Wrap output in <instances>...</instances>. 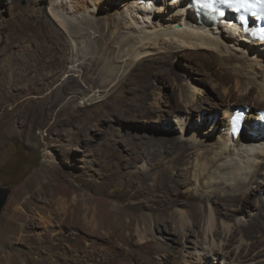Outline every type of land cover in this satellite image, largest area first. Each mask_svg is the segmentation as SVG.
Listing matches in <instances>:
<instances>
[{
    "label": "bare ground",
    "instance_id": "bare-ground-1",
    "mask_svg": "<svg viewBox=\"0 0 264 264\" xmlns=\"http://www.w3.org/2000/svg\"><path fill=\"white\" fill-rule=\"evenodd\" d=\"M15 1L0 0V6L8 10ZM27 1H35V8L29 15H26V7L18 9L21 16L38 19L40 25L34 27L29 19H23L18 28L14 27L12 35L17 38L30 33L31 37L38 39H55L57 51L67 47L71 54L68 58L71 67L83 65L91 72L87 77L89 83L85 81L80 84L81 89H71L66 96L67 101L105 96L114 85H125L124 76H130L131 71L140 68H149V76L159 75L161 63L170 56L180 59L186 55L189 57V54L211 57L223 71L224 78H231L234 82L232 88L225 85V79L211 83V87L218 86L220 91L219 98L212 94L216 103H210L211 107H203L206 97H196L197 87L190 84L188 90H180L175 96L180 106L170 110L168 116L154 113L150 120L156 123L146 125L145 131H115L116 126L122 124L115 119L116 122L106 125V128L95 124V131L81 133L79 138L85 143L103 141V148L88 146L80 149L88 157L82 167L99 166L102 179L84 186L77 181L70 183L57 178L51 195L58 206L55 213H37L42 225H34L37 226L34 227L36 239L39 242L53 241L59 246L70 241L71 258L76 264L88 261H96V264H180L182 261L184 264H264L258 251L254 252L256 245L264 239V214L257 219L255 213L249 212L256 207L247 210L249 218H244L243 214L246 211L244 207L251 206L249 198L252 194L257 195L256 205L264 206V123L259 114L264 110V43L246 40L238 27L227 20L213 25L198 21L194 12L186 9L188 0H156L151 3L142 0ZM104 7L109 12L101 16L100 10ZM18 29L22 34L16 32ZM92 39L100 41V46L88 47L89 52L84 44L88 45ZM28 53L27 56L25 51L11 55L9 62H12L10 69L13 72L27 67L33 56V53ZM60 60L59 67H62L63 60ZM168 75L177 82L179 76L176 73L170 70ZM54 79L55 76L51 78ZM128 82L130 84V80ZM129 89L125 87V90ZM121 99L124 100L125 96ZM171 104V97H168L164 106ZM148 105V113L159 108L164 113L166 111L165 107L154 102ZM216 109H221V113ZM133 110L141 111L138 107ZM196 112L197 123L193 121ZM169 116L176 124L169 131L178 130L173 138L179 144V149L174 148L178 155L173 153L172 161L175 156L179 160L186 155L192 158L188 165L183 159L177 161L179 164L174 168H186L190 174L182 180L170 177L158 181L156 170L161 171V164L166 163L170 156V150L161 145L168 141V137L163 135L168 130L163 119L168 121ZM234 118L239 129L235 138L231 133ZM96 119L99 122V118ZM218 124L221 128L217 138L208 140ZM159 131L163 134H158ZM61 140L59 137L58 141ZM118 140L127 142V154H118L113 149L110 142ZM125 155L128 157L124 158ZM89 157L93 158L89 161ZM77 166L81 164L72 165L73 168ZM149 168L156 170L150 174L152 178L148 185L146 171ZM29 183H35V178H31ZM117 183L125 190L112 199L110 189ZM132 189L134 191L129 194ZM23 194V190L18 189L8 197L2 209L4 217L13 221L17 206L31 203V198L23 197ZM237 196L242 198L243 207H231L224 201L225 198L232 202ZM210 197L219 198L227 212L221 215L214 211L208 204ZM23 208L19 210L22 217ZM24 215L29 220L33 219L32 215ZM245 228L251 232H246ZM24 229L22 227L19 233ZM158 232L165 239L162 243L156 236ZM1 241L6 242L0 232V264H28L26 259L22 261L21 254L5 250ZM250 260L256 261L249 263ZM35 262L39 264L40 261Z\"/></svg>",
    "mask_w": 264,
    "mask_h": 264
},
{
    "label": "rangeland",
    "instance_id": "rangeland-1",
    "mask_svg": "<svg viewBox=\"0 0 264 264\" xmlns=\"http://www.w3.org/2000/svg\"><path fill=\"white\" fill-rule=\"evenodd\" d=\"M12 4L13 3L10 4L11 6L8 7V10H5L3 6H0V188L6 195L4 205L6 204L8 197L18 189L23 190V197L31 198V203L23 204V206L19 205V207L17 206L16 211L14 210L13 212L16 215L13 221L9 220L10 217H4L1 210L0 225L2 226H0V232L4 234L6 240L5 243L1 241V244L3 245V248L11 254H21L22 261L26 259L28 264H37L35 262L36 260L40 261L39 264H76L73 263L71 258L72 252L70 241H65L61 246L54 244L53 241L39 242L36 239L37 232L34 229V227L37 226L34 225H42V222L37 218L38 212L55 213L56 211L58 204L54 202V197L51 195V189L56 187L57 178L64 179V181L70 183L77 181L84 184V186L90 185L95 180L102 179L99 166L93 165L91 168L82 167V165L86 164H84V161H86L88 157L85 155V152L80 149L89 147H94L95 149L103 148V141L99 140L97 141L98 143H85L83 139L82 141L80 140V134L93 132L96 127L106 128V125H111L115 119L116 121L119 120L122 122V124L116 126L117 129L115 128V131H145L144 129H146V125L156 123L154 120H150L154 116V113L157 115L158 113L167 114L168 116L170 110L174 107L180 106V104L176 102L175 96H177V93L180 90H188L190 84L195 88L197 87L198 93H196V97L199 98L202 95L207 98H205V101L203 102V107H211L210 105L212 102L216 103L212 94L214 93L218 98L220 96L219 87H211V83L217 82L218 80L222 82V79H225L224 77L226 76H224L223 71L218 68L211 57L202 58L189 54L190 58L186 55L189 59L187 57L180 59L175 56H170L167 57L165 62L161 63L158 72L159 75L152 74L149 76L147 74L149 68H140L131 71L132 74L130 76H124L126 82L130 80V84H128L129 82H125V85H114L115 87L113 89L106 91V94L108 95L105 94V96L100 98L95 96V99H93V97L89 98L90 101L84 99L86 102L80 98L76 102H71L70 100L67 101L66 96L71 89H81V83H84L85 81L89 83L88 75L91 74V72L87 68L84 69L83 65L71 67V62L69 63L68 60L69 57L71 58V54L67 50V47H65L63 51H57L55 39H49V37L38 39L33 36L31 37L30 33L22 37H14V35H12L13 29L14 27L18 28L21 20L29 19L34 27H38L40 21L38 19L35 20L34 18L33 20L31 17L24 18L20 14V10L24 7L27 8L26 15L31 14V9H34L36 5L35 1L29 2L27 0H16L15 3ZM108 12L109 10L107 11V8L104 7V10H100V15L102 16ZM16 32L22 34L21 29H18ZM26 40L29 42H26ZM97 44L100 46V41L92 39V42L88 43V45L85 42L84 48H86V50L89 48L91 49L92 47L96 48ZM19 46L21 50L19 49ZM24 51L26 56L27 53L30 52L31 54L33 53L34 57L32 56L33 58L31 57L29 59L27 67L24 70L17 69L13 72L10 69L12 62H9L11 60V55L13 53H21ZM39 55L42 56L44 61L40 60L41 57L39 58ZM37 59H39V61H37ZM60 59L63 60L62 67H59ZM136 67H141V65H137ZM170 70H172V73H176L179 76L177 82H173L170 79V76L168 75ZM121 71L122 69L120 72ZM154 71L156 70L154 69ZM166 71L167 73H165ZM52 73L54 74L53 76ZM125 74H127V72ZM82 75H85V78ZM39 76L41 78H38ZM54 76L56 79L51 80ZM159 77L160 79L162 78L161 81H159ZM225 80V85L232 88L234 84L232 79L228 78ZM125 87H130L129 90H131V92L125 90ZM123 96H125L124 100L121 99ZM168 97H171L172 104L165 107L164 103ZM149 102H154L162 108L165 107V113L161 111L160 108L157 109L156 112H149L150 114L146 112L147 109L149 110ZM144 105L146 106L145 108ZM137 107L141 109V111L139 110L140 112L133 110V108L137 109ZM220 110L221 109H216L218 113ZM143 111L145 112L143 113ZM253 111H256V109H253ZM96 118H99V122H97L98 119ZM197 118L198 115L196 112L193 119L195 123L199 122V120H196ZM163 121L165 123L164 127L166 126V129H168L164 132L166 134L160 133V131L157 133L165 135L166 138L168 137V139H166L168 141L162 142L163 144L161 145L164 146L165 149L170 150L169 157L171 158L168 159L169 157H167V162L161 164V171H157L154 168H149V170L146 171L148 185L152 178L150 174L153 171L155 172V170L157 173L156 176H158V181H163L170 177L182 180L190 174L189 170L186 168L182 170L174 168L179 164H177V161L179 162L183 159L188 165L192 158L186 155L180 157L181 160H179L178 156H175L177 159L174 157V161H172L174 156L173 153L177 154L175 149H179V144H177L175 138H173L174 135L178 133V130L174 132L169 131V129L171 130L176 126L170 116L168 121L164 119ZM91 123L92 125H90ZM94 125L96 127H94ZM220 128L221 124H218L208 140L216 139ZM175 129L176 128H174V130ZM83 130H85V132ZM81 136L83 138V135ZM59 137L60 139L62 138L61 141H58ZM121 141L122 140L111 141L110 143L114 146L113 149L116 153L127 154V142ZM99 142L102 143L99 144ZM85 144H87V146ZM167 146L171 147L168 148ZM77 148L78 150H76ZM46 151L48 152L46 153ZM127 157L128 155L124 156V158ZM81 158H84V160H81ZM92 158L93 157H89V161ZM169 161L171 162L168 163ZM175 162L177 165L174 164ZM73 163L81 164V166L73 168ZM166 164L169 165L167 166ZM33 177L35 178V183L30 184L29 180ZM124 190L125 189L121 184L117 183L110 189V196L114 199L118 195H122ZM133 191L134 190L132 189L128 193L130 194ZM139 198L140 196L135 199ZM240 198L241 197L237 196L232 202H227V199L225 200L224 198V201H226V204L231 207H243V201L242 198ZM256 198L257 195L252 194V196H250L249 199L251 206L244 207L246 208V211L243 213L244 218H249L247 210L253 207L256 208H253L254 210L251 209L249 211L250 213H255L257 219H260L263 216L264 206H257ZM208 204H210L214 211L221 215L227 212L225 207L220 203L219 198H208ZM261 207L263 210L259 209ZM21 208L24 209V211H22L24 214L27 213L32 215L33 219L29 220L24 214L22 217V214H19V210H22ZM28 221L30 222L27 223ZM22 227H25V231L20 234L19 232ZM245 231L251 232L249 228H245ZM262 234H264V231H262ZM156 236L160 238V240H158L160 241L159 243L165 241L164 237L159 235V232L156 233ZM172 236L176 237V234H172ZM262 237L264 238V235ZM174 244H177V242ZM255 249L254 252L258 251L259 259H264V239L256 245ZM255 261L256 260H250L248 262L253 263ZM92 263L96 264L97 262L88 261L81 264ZM180 264H184L183 261ZM196 264L199 263L196 262Z\"/></svg>",
    "mask_w": 264,
    "mask_h": 264
},
{
    "label": "snow or ice",
    "instance_id": "snow-or-ice-1",
    "mask_svg": "<svg viewBox=\"0 0 264 264\" xmlns=\"http://www.w3.org/2000/svg\"><path fill=\"white\" fill-rule=\"evenodd\" d=\"M216 3L228 5L230 8L236 7L237 10L244 9L245 11H248L249 9H251L252 7H256L257 5H259L262 9H264V0H256V4L250 3L249 0H241V2L238 5H233L231 0H205V2L201 4V7L203 9H206L209 15L218 14L220 16H223L224 13L218 12V9L215 7ZM239 19L241 20V23H245V18L243 16H241ZM244 31H248V28L245 27ZM261 33H262L261 39H264V29L261 30ZM253 35H255V33H253ZM235 123L236 121L234 118L233 120L234 128H235Z\"/></svg>",
    "mask_w": 264,
    "mask_h": 264
},
{
    "label": "water",
    "instance_id": "water-1",
    "mask_svg": "<svg viewBox=\"0 0 264 264\" xmlns=\"http://www.w3.org/2000/svg\"><path fill=\"white\" fill-rule=\"evenodd\" d=\"M5 201H6V195L4 194V192L0 188V212L2 210V207L5 203Z\"/></svg>",
    "mask_w": 264,
    "mask_h": 264
}]
</instances>
